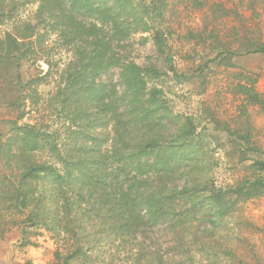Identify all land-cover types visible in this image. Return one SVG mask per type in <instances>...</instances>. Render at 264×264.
<instances>
[{
  "label": "rangeland",
  "instance_id": "1",
  "mask_svg": "<svg viewBox=\"0 0 264 264\" xmlns=\"http://www.w3.org/2000/svg\"><path fill=\"white\" fill-rule=\"evenodd\" d=\"M132 1L138 5L140 17L120 20L121 32L103 27L98 35L109 40L115 61L155 67L161 73L160 78L147 76L146 80L148 91H162V104L152 105L160 108L150 129L135 125L130 115L122 117L120 127L125 129L122 132L127 141L122 149L134 152L136 144L144 141L146 130L158 131V139L167 146L189 138L192 157L188 155L179 173L167 182L172 188L189 185L199 192L198 197L211 186L227 188L251 177V165L264 155V109L247 104L236 86L246 83V75H253L256 89L264 97V55L250 52L253 42L264 43V0ZM6 4L19 23L38 27V38L29 46L32 56L21 69L24 91L30 95L26 105L29 113L20 119L9 101L10 87L0 90L3 148L8 146L12 123L38 122L44 132L65 133L69 120L68 114L61 112L59 89L66 87V71L73 70L90 49L88 42L79 38L81 25L88 27L94 22L86 13L76 14L69 31L65 25L70 19L58 12L40 11L36 1L6 0ZM145 5L154 10L151 18L144 16ZM11 29L9 23L0 26V35ZM156 32L162 34L164 53L156 46ZM121 71L114 66L97 79V84L113 82L122 91ZM96 107L86 108L78 124L84 123L86 129L87 118L95 121L102 140L111 126L100 122L102 115ZM191 127L195 134L185 136ZM77 156L73 158L78 160ZM33 157L48 159L40 152ZM122 161L109 162L110 170H104L108 179L119 175L117 187L107 190L109 197L116 191L119 195L120 185L127 187L134 177V171ZM10 166L0 158V264H54L57 254L65 256L73 243L81 244L88 253V261L80 259L73 264H187L186 240L193 241L199 251L197 264H264V196L240 203L223 220L214 211L201 209L194 218L195 233H173L170 224L149 226L139 233H109L98 226L110 218L109 214L94 206V211L83 213V224L75 223L78 233L60 234L25 225L27 212H17L11 201L9 185L18 171L15 164L12 169ZM85 209L83 205L73 218L80 220ZM181 209L188 207L181 205ZM82 227L86 233L81 232Z\"/></svg>",
  "mask_w": 264,
  "mask_h": 264
},
{
  "label": "trees",
  "instance_id": "2",
  "mask_svg": "<svg viewBox=\"0 0 264 264\" xmlns=\"http://www.w3.org/2000/svg\"><path fill=\"white\" fill-rule=\"evenodd\" d=\"M33 1L38 2L40 11L58 12L63 18L70 19L65 30L71 31V19L76 14L86 13L94 18V22L88 27L81 25L79 38L86 40L90 49L84 51L73 70L66 71V87L62 91L59 89L61 112H66L69 120V125L65 123L63 128L65 133L60 130L44 132L38 122L24 125L12 123L7 148L0 144V158L11 165L10 169L15 164L18 171L16 177H10L11 201L17 212H27L26 226L60 234L78 233L80 228L78 225L75 227V223L83 224V213L94 211V206H98L99 212H107L110 216L98 226L107 228L109 233H139L149 226L167 224H170L173 233H195L194 218L201 209H210L223 220L240 203L264 196V155L251 165V177L227 188L211 186L198 197L199 192L189 185L172 188L167 182L179 173L188 155L192 157L191 147L187 145L189 138L182 137L181 143L167 146L158 139V131L146 130L144 141L136 144L134 152L125 153L122 149V144L127 142L123 133L125 129L120 127L122 117H134L133 123L144 129H150L155 123L160 107L153 108L152 105L162 104L159 98L162 91H148L146 77L160 78L161 73L155 67L141 68L134 63L115 61L109 52V40L105 35L98 34L103 32V27L110 28L114 33L121 32L124 17L125 20L140 17L137 4L132 0ZM142 8L144 16L151 18L154 10L147 5ZM6 23L12 29L0 35V90L5 85L10 87V104L22 119L29 113L26 105L30 99L29 92L24 91L22 63L32 56L29 46L35 45L38 27L19 23L13 18V11L8 10L6 0H0V26ZM145 30H150L147 25ZM154 36L158 50L164 53L162 34L156 32ZM250 50L264 55V43L253 42ZM114 66L122 70V91L113 82L97 84V79L109 73ZM244 78L246 83L240 82L236 86L237 91L244 96L247 104L264 109V97L256 89L257 79L253 75ZM91 106H97L102 115L100 122L105 121L104 125L111 126L102 140L96 133L98 125L95 121L87 118L86 129L84 123L78 124L84 110ZM187 132L190 133L185 136L195 134L193 127ZM36 152L45 154L48 159L37 160L33 157ZM74 154L79 156L78 160L73 158ZM118 155L121 157L116 160ZM121 159L123 166L134 171V179L127 187L120 185L119 195L116 191L114 197H109L107 190L117 187L119 175L108 179L104 174L110 170L109 162H121ZM4 181L8 180L4 177ZM83 205L86 209L80 220H76L73 215ZM181 205L188 209L183 211ZM86 231L85 227L81 228L82 233ZM71 246L65 256L57 254L54 264H73L80 259L88 261L84 246L79 243ZM184 246L187 264H197L195 256L199 251L194 249V242L186 240Z\"/></svg>",
  "mask_w": 264,
  "mask_h": 264
}]
</instances>
